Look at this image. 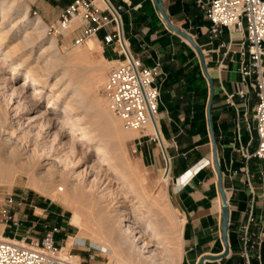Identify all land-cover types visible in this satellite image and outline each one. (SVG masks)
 I'll list each match as a JSON object with an SVG mask.
<instances>
[{
  "label": "crops",
  "instance_id": "crops-1",
  "mask_svg": "<svg viewBox=\"0 0 264 264\" xmlns=\"http://www.w3.org/2000/svg\"><path fill=\"white\" fill-rule=\"evenodd\" d=\"M110 1L124 7L120 20L127 42L121 39L122 43L144 65L156 67L158 71L157 126L162 140L146 136L142 142H145V158L156 169L160 168L164 156L169 158L165 163V169L168 168L166 193L182 222L181 256L177 264H197L204 255H221L225 250L222 199L206 117L209 84L199 58L192 46L188 47L167 27L152 0ZM161 1L174 24L194 29L191 35L203 50L214 82L211 117L229 210L228 252L222 257L206 258L203 264H264V163L254 156L245 159L242 153L244 150L252 153L257 145L253 117L255 89L241 82L238 72L242 32L230 26L223 27L215 36L211 34L205 11L211 0ZM111 29L105 26L97 33L103 35ZM239 89H244L243 96L238 94ZM229 94L232 97H228ZM12 224L19 228L16 220ZM75 226L56 225L57 243L63 244L62 248L69 255L85 264H106L108 248L78 235ZM45 230L38 232L29 226L22 236L40 238ZM245 233L250 238L248 261L242 238ZM69 238L72 240L68 244ZM72 243L87 244L89 248L72 249Z\"/></svg>",
  "mask_w": 264,
  "mask_h": 264
},
{
  "label": "bare ground",
  "instance_id": "bare-ground-1",
  "mask_svg": "<svg viewBox=\"0 0 264 264\" xmlns=\"http://www.w3.org/2000/svg\"><path fill=\"white\" fill-rule=\"evenodd\" d=\"M101 1L103 2L106 0ZM28 11L27 4L22 0H0V62L7 63L10 60L16 59V62L13 63L10 68V72L3 74L4 76L0 80V97L2 96L5 102L4 104L0 102V142L2 144L0 146V160L3 159L4 161L0 162V183L2 181L11 185L13 182L17 181L19 176L13 174L24 172V163H30L35 158L41 161L43 167L46 166L45 171L42 172L46 174L50 172L56 159L64 161L65 165H69L72 160L66 159L59 154L60 149L53 145V141L55 140L59 143L61 139L67 137L68 139L66 138L67 140L64 143L60 142V145L66 144L67 146L64 148H66V150L69 149L70 152L77 148L79 149L80 145H84L86 150H94L91 166L102 168V174L98 175L97 173H93L92 178L89 179L88 177V179L84 178L85 180H82L83 175H74L73 173L75 172L71 171V174L68 176L67 186L64 187L63 185L57 184L56 190L63 191L61 195L64 200L69 198V195H71L72 200H75L80 195H83L86 190H99L98 188L101 183L106 181V186L104 185V189L106 190L104 192L101 191L100 194L98 191L97 193L99 194V199H103V201L114 192V196L120 194L122 199L118 200L117 203H119L121 207L117 210V215L115 214L118 217V228L115 227V224L112 221V211L109 208L110 204H105L103 202H99V205L102 208L99 210L100 214L96 227H94L95 224H90L87 221L84 222L81 220L80 210L76 206H73L72 208L73 215L71 221L83 229L84 227L85 229H92V233L97 236V239L98 237L105 238L106 241L109 242V245L113 246L111 249H113L114 259L117 257L116 260L113 261L114 263L165 264L164 261L169 260L165 259L163 256V253H166L167 250L165 249L166 239L164 234H162L163 232H161L157 226H154L150 221L148 222L145 220L144 211L141 210V203L144 202V197L140 194L138 195L137 192V200L135 199L136 201L127 204L126 199L132 194H126L127 192L125 191L119 192L118 190H115V184L118 183L117 180H119L120 177H122V181L120 180L121 182H128V179L126 180L125 178V172H123L120 166L116 164V161L122 160L120 157L121 154L119 155V151L117 152L119 145L118 142L120 143L121 141H119V138L123 135H121L123 131L118 127L119 122L113 120V118H111L112 115L110 114V118L102 121L103 125L98 135H90L88 133L89 124L94 123V120L90 119L92 113L101 116L104 113H109V110L94 109V102L87 100L88 92L75 84L77 78L80 76L77 69L72 67L76 61L80 62L84 60L85 54L81 52L83 49L74 53L72 52V54L67 56V61L74 62L71 66H61L65 57H62L57 52H53V49H56V39L55 37H52L48 41L49 45L46 47L44 46L45 48L37 53L34 60L31 55L33 47L41 44L44 39V30L41 29L43 28V21L40 15L30 18ZM21 33L23 35L20 42L13 44V40L19 37ZM96 40V38H89L86 45L88 51L94 48V41ZM39 61H41V63H39ZM23 67H27V70L23 72L22 78L18 85L15 86L14 80L18 77L19 73H21ZM35 71L41 72V78L33 76ZM51 74L55 75L56 78L52 83H49ZM45 86H49L50 92H55L56 94L55 96L53 94L50 95L42 104V107L35 110L38 101L43 97ZM27 90H29V92L28 94H25ZM22 98L25 99L24 103L28 104L27 107L21 106ZM62 98L65 99V102L64 105L60 106L59 100ZM15 100H17V106L12 107ZM21 107L22 113L20 112L19 114L18 109ZM29 111L34 113L28 114L26 116L27 121L24 122L23 116L29 113ZM75 111H80L82 116L75 115ZM49 113H55L57 117L51 118ZM34 126L39 127L37 132H33ZM53 127L56 129L51 132V128ZM148 127H150V129L153 130V133L155 132L162 140L157 122L148 125ZM125 133L127 136L134 134L133 132L128 131ZM50 136H52L51 140L48 139ZM85 171L87 172V169H85ZM167 171L168 168L165 169L162 176L165 182L168 180ZM107 173H110L111 175H106ZM52 178H50L51 181ZM35 179L34 175H29V180L32 183L36 181ZM49 184V187H52L51 189H53V186H51L53 183ZM49 187H38V191L47 193L50 190ZM131 189L134 188L132 187ZM133 192L136 191L134 190ZM162 195L164 194L162 193ZM112 199L113 198H111L110 201H112ZM155 199H157V197H155ZM154 202L156 203V200ZM168 203V205H170V202ZM115 204L113 203V205ZM171 223V225L174 226L173 220ZM171 229L173 228L171 227ZM69 243L70 241L68 244ZM168 247L169 246L167 245V248ZM163 259L165 260L163 261Z\"/></svg>",
  "mask_w": 264,
  "mask_h": 264
},
{
  "label": "rangeland",
  "instance_id": "rangeland-1",
  "mask_svg": "<svg viewBox=\"0 0 264 264\" xmlns=\"http://www.w3.org/2000/svg\"><path fill=\"white\" fill-rule=\"evenodd\" d=\"M22 1L28 6V10H29L28 13H29L30 18H34L37 15H40L43 21V28L41 29L44 30L43 36L45 40L43 39L41 44L33 47L31 55L34 60L37 56V53H39L43 48L49 45L48 41L52 37H55L56 39V44H55L56 49H53V52H57L62 57L64 56L65 57L64 61L66 63L68 62L66 64L63 61L61 66L63 65L71 66L74 62L67 61L66 59L68 58L67 56L72 54V52L74 53L77 51H81L82 49L84 50V51L82 50L81 52L85 54L86 59L84 58V60L80 62L76 61L72 67V68L77 69L78 74L80 76L77 78L75 84L80 86L81 88H83L84 90L88 92L87 100H91L94 102V106H95L94 109L109 110V113H104L101 116L96 113L95 114L92 113L90 119L94 120V123L89 124L88 133L90 135H98L103 125L102 121L110 118L109 117L110 114L112 115L111 118H113V120H117L119 122L118 127L119 129L123 131V133H121V135L122 134L123 135L120 136L119 138V141L121 140L122 142L121 141L120 143L118 142L119 145H118L117 152L119 151L118 154L119 155L121 154L120 157L122 159L121 160L122 162L116 161V164L120 166L123 172H125V178L126 180L128 179V182L127 181L121 182L122 177H120L119 180H117L118 183L115 184L116 186L115 190L116 191L118 190L119 192L125 191L127 192L126 194H132L126 199L127 204L132 201H136L137 194L138 195L140 194L141 196L144 197L143 198L144 202L141 203L142 204L141 210L144 211L145 220H147L148 222L150 221L154 226H157L158 229H160L161 232H163L162 234H164V237L166 239L165 249L167 250H166V253L165 252L163 253V256L165 259H169V260L163 259V261L165 260L164 261L165 264L166 263L168 264V262L169 264H177L178 258L179 256H181V246L179 245H180V240H181L180 236L182 234L181 233L182 232V222L179 218L178 212L175 209H173L171 204L168 205L169 204L168 196L165 195L167 194L166 185L168 182L166 183L162 176L164 174L165 163L168 161V157H166L167 155L164 156L165 160L164 158H162V163L159 169H156L155 167H153V164L150 161H148L149 159L145 158V153L143 151V148L145 147V142H142V139L146 136H148L149 138L153 137L152 134L151 135L146 134L147 132L153 133V130L150 129V127L144 128L142 130H128V129L126 130L123 127L122 123H120L121 122L120 119L110 111L109 107L107 106L106 99H105L104 92H103V87H104V83H105L108 70L110 69L112 65L116 64L118 61L124 58V50H123L124 44L122 43L121 39H123V41L124 40L126 41V37L121 29V20L118 25L115 22H111L110 24L106 25V26L112 27L110 32L105 33L103 35L100 33L99 34L97 33L95 37H89L91 39L96 38L97 40L94 41V48L88 51L86 45H87L89 38L86 39L80 45H74L72 43L73 38L77 35V31H73V28L76 25H78L77 19L73 20L72 25L70 26V28H68V30L66 29L61 33L55 32L53 29H51V25H53L59 18L57 16L58 15L60 16L61 12L64 10V8L68 5V3L71 0H22ZM95 2H98L100 5L103 4L100 2V0H95ZM109 2L111 1L109 0ZM121 6H122V9L120 10V14H122L124 10L123 5ZM42 13L47 17V19ZM176 26L188 32L190 35L193 34L194 32V29L192 27L189 28L186 25H176ZM22 35L23 34L21 33V35L16 38L17 40L14 39L12 43L17 44L16 42H20ZM108 35L111 36V40L107 39ZM192 37L195 39V41L197 40L194 35ZM179 38L183 43H186L188 47L192 48L191 45L188 43V41H186L183 37L179 35ZM127 48L129 49L128 46ZM85 51H88V52H85ZM15 62H16V59L10 60L7 63L0 62V80L4 76L3 74H7L8 72H10V68L12 64ZM39 63H41V61H39ZM87 63H89L90 65ZM26 70H27V67H23L21 69V73H19L18 77L14 80L15 86L18 85L20 79L23 76V72ZM33 76L36 78H41V72L35 71L33 73ZM55 78L56 76L51 74L49 83H52L55 80ZM81 82L83 85L81 84ZM28 92L29 90H27L25 94H28ZM52 94L55 96L56 93L50 92V87L45 86L43 97L38 101V104H37V107H35V110L40 109L42 107V104ZM0 102H2L3 104L5 103L4 98H2V96L0 97ZM21 102H22L21 104L22 107H27L28 104L24 103L25 102L24 98L21 99ZM64 102H65V99L63 98L60 99L59 105L60 106L64 105ZM16 106H17V100L13 102L12 107H16ZM22 107L18 109L19 114L21 112ZM77 110H80V109H77ZM32 113L34 112L29 111V113L25 114L24 115L25 117L23 116V121L26 122L27 121L26 116ZM74 114L78 116H82V113H80V111L78 112L75 111ZM49 115L51 118L57 117L55 113H49ZM97 117H100V118H97ZM37 129H39V127L34 126L33 132H37L38 131ZM55 129H56L55 127L51 128V132L52 130L54 131ZM127 131L133 132L134 134L127 136L125 133ZM144 131H146V133H144ZM51 138L52 136H50L48 139L51 140ZM66 138H64L65 140L61 139L60 142L64 143L68 139ZM60 142L57 143V140H55L53 141V145H55L56 147H58V149H60L59 154H61L66 159L72 160V162L69 165H65L64 161H60L56 159V161L54 160L55 162L51 167L52 169L50 168L51 169L50 172L46 174V173H42L45 171L46 166L43 167L41 161L35 158L34 159L35 161L33 160L34 162L31 161L30 163H24L23 165L24 170H25L24 172L13 174V175L19 176V178H17V181L13 182L11 185H8L1 181L0 183V236L1 237L12 239L15 241H21L24 238L25 242L28 243L30 242L31 239H33V237H28V236L24 237L22 236V234L24 233L25 229H27L29 226L34 231L42 232L43 230L53 225L55 226L58 225L59 227L63 226L64 228L67 225H75L71 221V218L73 215V212H72L73 206H76L79 208L80 213H81V220H83L84 222L87 221L90 224L91 223L95 224L94 227H96L97 226L96 223L98 221V217L100 214L99 210L100 208H102L100 207L99 202L110 204L109 208L112 211L111 212L112 214L110 213L112 216V221L115 224V227L118 228V217L116 215H117V210L121 206L117 202L118 200L122 198L120 197V194L117 196L116 195L114 196L113 195L115 194L114 192L107 199L105 198L104 201L103 199H99L100 192L101 191L104 192L106 190L104 189L106 186L105 185L106 181L101 183L100 187L98 188L99 190L97 189L86 190L83 193V195H80L78 197L79 199L77 198L75 200L71 199V195H69L70 199L67 198L64 200L63 196L61 195L63 191L56 190L57 184L63 185L64 187L67 186L68 176L71 174V171H74L76 173V174L73 173L74 175H83L82 180L88 179V177L89 179L92 178L93 173H97L98 175H101L103 172L102 168L91 166L94 150L93 151H91L90 149L86 150L84 145H80L79 146L80 150L77 148L70 152L68 147H67L68 150L64 148L67 145L66 144L60 145L61 144ZM1 145L2 144L0 142V146ZM163 148H164V155H165L166 154L165 147ZM242 153H243L244 158L246 159V155L251 152L244 150ZM0 162H4L3 159H1ZM85 169H87V172L85 171ZM29 175H34V177L36 178L35 179L36 181L34 183H32L29 180ZM106 175H111V174L107 173ZM50 178H52V181ZM48 181L49 183H53L55 185V188H54V185L51 184V186H53V189H51L52 187H49L50 184L48 183ZM41 186L49 187L50 190L47 192L48 194L46 192L42 193L38 191V187H41ZM131 186L134 189H131L132 188ZM161 189H162V192H161ZM134 190L136 192H133ZM97 191L99 194L97 193ZM162 193L164 195H162ZM155 197H157L158 200L155 199ZM111 198H113L112 201H110ZM154 199L156 200V203L154 202L155 201ZM113 203L114 204L116 203V204L113 205ZM157 205H161V206H157ZM171 219L173 220L174 226L171 225L172 224ZM175 219L176 220L178 219V220L176 221ZM13 220H16L18 222L19 228H17L16 225L12 224ZM70 223H73V224H70ZM171 227L173 229H171ZM75 229H76L75 232L77 231L78 235H83L87 239L102 243L108 248L109 253H108V260L106 264H121L122 263V262H117V263L113 262L116 260L117 257L115 256L116 258L114 259V253L112 251L113 249H111L113 248V246L109 245V242H107L105 238L102 237L103 238L102 239L101 237H98L97 239V236H95L92 233L93 232L92 229H87V228L85 229V227L83 229L81 227H78L77 225L75 226ZM29 235L33 236L34 234L29 233ZM68 240L71 241L72 238H69ZM107 240H110V239H107ZM167 241H168V244H167ZM167 245L169 246L168 248H167ZM61 246L63 247V244H61ZM62 251L64 253H67L64 248H62Z\"/></svg>",
  "mask_w": 264,
  "mask_h": 264
},
{
  "label": "built area",
  "instance_id": "built-area-1",
  "mask_svg": "<svg viewBox=\"0 0 264 264\" xmlns=\"http://www.w3.org/2000/svg\"><path fill=\"white\" fill-rule=\"evenodd\" d=\"M122 6L109 0L100 5L95 0H72L51 25L55 32L70 28L74 19L78 25L73 28L77 35L74 45L82 44L89 37H95L104 26L120 23ZM210 21V32L217 35L223 27L235 26L243 38L238 50V72L240 81L254 87L256 103L254 121L257 145L246 158L254 156L264 163V0H211L206 5ZM111 40V36H107ZM124 58L112 65L107 72L103 92L107 106L128 130H142L157 122L160 90L156 67L147 66L135 57L125 45ZM244 89L238 94L244 95ZM228 97H232L229 94ZM155 140L156 133H152ZM264 198V192H263ZM58 229L52 226L40 238L26 243L0 237V264H85L68 253L55 240ZM244 254L248 261L249 235H243ZM72 249L88 250L87 244L72 243Z\"/></svg>",
  "mask_w": 264,
  "mask_h": 264
},
{
  "label": "water",
  "instance_id": "water-1",
  "mask_svg": "<svg viewBox=\"0 0 264 264\" xmlns=\"http://www.w3.org/2000/svg\"><path fill=\"white\" fill-rule=\"evenodd\" d=\"M152 1H153L155 9L160 13L167 27H169L172 31H174L175 33H177L178 35L186 39L188 43L194 48L196 54L198 55L200 65L202 68V72L207 78L208 84H209V95H208V100H207V105H206V117H207L208 130H209V135H210L211 144H212V162H213L215 171L217 173L218 189H219V193L222 199V237H223V241L225 244V250L221 255H218V256L204 255L200 257L197 264H203L206 258L214 259L217 257H222V256H225L228 252L226 233H227V224H228V219H229V210H228L226 194L222 186V172H221L218 157H217L216 140H215V134L213 130L212 117H211V105H212V101L214 97V82L206 66L205 56H204L203 50L200 47V45L195 41V39L188 32L182 30L181 28H179L178 26H176L175 24L171 22L161 0H152Z\"/></svg>",
  "mask_w": 264,
  "mask_h": 264
}]
</instances>
